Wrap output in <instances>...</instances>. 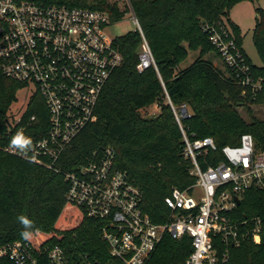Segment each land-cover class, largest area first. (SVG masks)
<instances>
[{
	"label": "trees",
	"instance_id": "trees-1",
	"mask_svg": "<svg viewBox=\"0 0 264 264\" xmlns=\"http://www.w3.org/2000/svg\"><path fill=\"white\" fill-rule=\"evenodd\" d=\"M34 1L103 11L111 23L133 12L156 64V68H136L142 43L136 28L114 38L122 64L99 97L97 120L82 130L59 159L57 165L63 170L75 169L95 150L112 148L115 168L127 171L142 193L143 209L154 222L162 223L170 213L164 198L172 188L185 190L196 180L190 174L191 161L184 156L183 132L189 139L214 140L216 151L199 157L203 169L215 164V155L223 146L239 144L244 133L252 135L256 149L264 150V118L252 111V107H264L263 8L255 6L252 30L263 62L258 66L243 51L240 31L229 17L232 6L242 0ZM220 25L230 28L253 76L263 78L257 92L239 85L224 63L221 68L207 57L213 53L220 59L208 30ZM190 50L198 51V56L188 67L178 68ZM22 87L6 77L0 67V247L15 240L30 242L37 251L59 245L69 264H121L110 256L102 241L100 222L65 199L67 182L62 173L6 150L15 147L28 153L48 130L46 108L37 92L21 120L10 121V108ZM152 105L159 112L142 115L141 110ZM183 105L185 116L180 115ZM238 108L246 110L249 121L241 117ZM31 116L35 120L30 121ZM236 213L260 216L263 227L259 242L249 239L231 249L230 264H264V187L246 191ZM190 252L189 236L177 240L165 236L147 264H184ZM0 264L13 262L2 256Z\"/></svg>",
	"mask_w": 264,
	"mask_h": 264
},
{
	"label": "built area",
	"instance_id": "built-area-1",
	"mask_svg": "<svg viewBox=\"0 0 264 264\" xmlns=\"http://www.w3.org/2000/svg\"><path fill=\"white\" fill-rule=\"evenodd\" d=\"M130 17L142 39L136 68H156L133 12ZM109 23L108 14L99 10L0 0L2 73L24 87L33 86L32 95L37 92L42 98L48 121L46 135L28 153L15 147L6 150L62 173L67 182L65 199L100 222L101 239L121 264H147L165 236L177 240L184 235L191 238V252L184 264H230L231 249L249 239L259 242L263 227L260 216L236 213L246 191L264 187V150L255 148L251 134H242L237 145L223 146L215 155V164L203 169L199 157L216 151L214 140L189 139L183 132L184 156L191 161L190 174L196 180L185 190L172 188L164 198L170 213L162 223L154 222L143 209L142 193L127 171L115 168L112 148L95 150L71 171L57 165L72 141L97 120L99 97L122 64L114 39L105 31ZM208 30L210 42L235 81L251 92L260 90L263 78L253 76L230 30L224 25ZM173 112L180 124L174 108ZM186 114L183 105L180 115ZM197 188L201 189L199 196L195 195ZM2 256L13 264H69L59 245L37 251L23 240L1 246Z\"/></svg>",
	"mask_w": 264,
	"mask_h": 264
},
{
	"label": "rangeland",
	"instance_id": "rangeland-1",
	"mask_svg": "<svg viewBox=\"0 0 264 264\" xmlns=\"http://www.w3.org/2000/svg\"><path fill=\"white\" fill-rule=\"evenodd\" d=\"M255 6L264 9V0L239 1L235 3L230 9L229 17L231 21H233L236 24L237 28L240 31V34L242 36L241 47L245 52L246 56L249 58L251 63L259 66L263 64V62L253 43V31H252L255 24V11H254ZM134 29L135 26L132 22L130 15L129 16L126 15L119 22L109 23L106 26L105 31L109 35V37L114 39ZM228 29L230 30L229 27ZM198 54H199L198 51H191V50L188 51V56L184 61L180 63L178 68L184 69L188 67L195 60ZM207 57L212 59L219 67L221 68L223 67L221 60L213 53H209ZM33 89H34L33 86L29 85L28 87H22L19 90H17L15 94L16 100L10 108V113H9L10 121L14 122V119H17L23 114L27 103L30 101V96L32 95ZM252 111L257 117L264 118V107L257 109L252 107ZM158 112L159 109L156 105H152L141 110V113L144 116H151L157 114ZM238 112L245 121H249L250 117L245 109L238 108ZM200 193H201V189L197 188L195 190V195L199 196Z\"/></svg>",
	"mask_w": 264,
	"mask_h": 264
},
{
	"label": "crops",
	"instance_id": "crops-1",
	"mask_svg": "<svg viewBox=\"0 0 264 264\" xmlns=\"http://www.w3.org/2000/svg\"><path fill=\"white\" fill-rule=\"evenodd\" d=\"M213 63L216 65V63L213 61ZM218 66V65H217Z\"/></svg>",
	"mask_w": 264,
	"mask_h": 264
}]
</instances>
